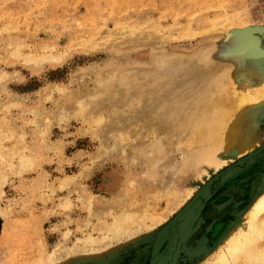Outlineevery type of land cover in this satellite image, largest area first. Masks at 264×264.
Returning a JSON list of instances; mask_svg holds the SVG:
<instances>
[{
	"label": "rangeland",
	"instance_id": "1",
	"mask_svg": "<svg viewBox=\"0 0 264 264\" xmlns=\"http://www.w3.org/2000/svg\"><path fill=\"white\" fill-rule=\"evenodd\" d=\"M263 35L264 0H0V143L10 152L0 195V264H30L57 243L64 256L89 234L102 239L94 211L105 205L117 212L126 199L135 211L155 186L161 194L151 196L147 213L159 221L146 219L140 237L121 244L111 232L89 248L99 256L90 252L69 264H166L152 252L159 235L167 229L159 239L171 249L188 233L185 219L199 221L226 204L222 216L179 243L172 264L205 259L247 209L254 181H264V161L198 196L241 161L233 159L176 208L165 191L193 175L183 169L182 176L180 166L198 147L184 123L194 101L233 67L264 63ZM156 136L163 152L149 154ZM134 177L147 182L132 191Z\"/></svg>",
	"mask_w": 264,
	"mask_h": 264
},
{
	"label": "bare ground",
	"instance_id": "2",
	"mask_svg": "<svg viewBox=\"0 0 264 264\" xmlns=\"http://www.w3.org/2000/svg\"><path fill=\"white\" fill-rule=\"evenodd\" d=\"M205 28H203V32H209V30H206ZM128 29L130 30V28ZM132 30L133 29L131 28V32ZM135 30L137 31L139 29L136 28ZM135 30L134 32H136ZM257 31L259 33L262 32L259 31V29ZM119 32L117 33L119 34ZM254 33H256V31ZM120 35L119 39L117 35L116 37L118 40L122 41L124 38L120 39ZM254 36L255 35H253V37ZM122 37H124V34ZM110 41H112V43H116V40ZM123 41H125V39ZM119 42L120 41H118L117 44ZM122 42H120L121 45ZM107 43H109V41L106 42L105 45H107ZM29 61L37 60L31 58ZM257 65L260 68H258ZM233 68L232 73H230V71L224 72L220 76L210 80L207 86L205 85V92L194 101L193 109L190 113L191 116H188L189 118H187V121L184 122L190 124V131L192 126L193 130L190 134L192 135L193 140L192 137L190 140L193 142H190L192 145L196 144L198 147L194 145L197 147L195 150L191 145L193 149L191 151L195 150L194 154H192L193 152L191 153V157L190 153L187 154L189 157L182 155L186 158H183L182 160L184 161L185 159L184 163H187H183L184 165L180 166L182 173L184 174V171L188 170L193 172L192 177L189 178L185 176L186 174H184L182 176L187 177V179H183V182L177 189L171 187L173 188V191H171L168 187L166 188L168 190L165 191V194H169L174 197V199L171 197L173 200L171 201L170 207L172 208H176L182 202L187 201L188 197L193 194L192 191L194 190V187L199 184L200 181L209 177L213 171H216L224 164L231 163L233 159L239 158L240 160L241 158L240 164L235 162L238 166L240 165L241 170L233 171L232 166L236 165L229 166L227 170L231 171L222 176L223 179L221 178V174L219 176L217 175L218 177L216 176V178L210 180L207 187L202 189L206 195L207 193L211 192L212 189L217 190L222 185L236 177L240 172L246 169L245 167L254 166L257 165V163H263L264 161L261 157H254V155L258 152L264 151V130L260 129L259 127L261 119H263L264 116V63H252L247 67ZM3 78L5 77L3 76ZM207 79L205 78L204 81ZM204 84L206 83L204 82ZM184 102L181 103L180 101L179 103L184 104ZM171 108L172 107H170V109ZM167 111L168 113L170 111L172 112V109L170 111L168 109ZM168 113L166 115H168ZM171 116H174V113ZM170 118L173 119V117ZM2 132H0V134ZM155 139H157L156 142H150L151 145L149 144V154H151L153 151H155L156 154V151L159 153L163 152L160 139L157 136ZM259 146H261L260 149H258ZM8 155H10V152L5 151L2 143H0V195L3 192L2 186L7 175L5 173V169L7 168L6 166L8 164L6 159ZM27 157H21L20 167L26 168L30 165ZM178 179L179 178H175V180ZM68 180L69 179H67V181H63L67 183ZM70 180L72 181V179ZM261 181V178L254 181L256 182L257 186L254 189V196L252 197L250 204L247 206V209L245 208L243 211H241L237 220L226 225V228L221 233V235H219V238L214 241L216 242L215 247H213L211 250H208L205 259L201 260L198 264H264V181ZM146 182L147 181L144 178L137 179V177H134L129 178L128 184L132 188V191H134L144 186ZM167 186L170 187V184ZM166 189L164 188V190ZM156 194H161V190L157 186H155L154 190L148 192V197L139 202V207H137L138 209L135 211L131 210L129 207L130 203L128 199H126L124 203L118 205L120 210L117 212H114L113 206L106 207L104 205L103 207L102 205L98 207L97 212L95 213L94 211L93 215L97 217L99 221L100 230L103 233L102 239H96L89 234L87 238L82 240L80 245L66 247L64 256H62L59 250L62 247L61 243H57L52 251H45L42 249L39 258L30 264H69L71 260H83L90 257L91 251L89 248H94L96 244L101 243L106 236L110 238L109 233L111 232L114 235L113 237L117 239V244L138 239L140 237L139 231L145 225L146 219L151 221L160 220H158L155 215L147 213L148 204L152 199L151 196L154 195L156 197ZM167 198H170V196ZM136 202L138 201H135V204ZM91 205L92 203L90 206ZM225 206L226 204L218 205L213 209V211L210 212L209 215L200 216L201 219L199 218V221L193 222L189 226L188 233L181 240L182 244H185V242L190 238V233L195 234L197 232H201L206 224L217 219L219 216H222L224 214V208H226ZM1 212L4 215H7L6 210L2 209ZM110 216L112 220L109 222L107 221V218ZM159 238H163L162 234L159 235L155 243V247L152 250L154 253L153 255H155V252H157V254L161 253L160 255H162L166 249V246L162 248V245L166 242V240H163L164 238ZM111 245L112 244H110V246ZM99 252L100 250H94L91 252V254L99 256ZM160 255L158 257H160ZM154 262L152 260L151 264H155Z\"/></svg>",
	"mask_w": 264,
	"mask_h": 264
},
{
	"label": "water",
	"instance_id": "3",
	"mask_svg": "<svg viewBox=\"0 0 264 264\" xmlns=\"http://www.w3.org/2000/svg\"><path fill=\"white\" fill-rule=\"evenodd\" d=\"M254 157L255 158H257V157H261V158H263V160H264V151L263 152H258L257 154H255L254 155ZM254 159V158H253ZM252 160V159H251ZM241 163V161L239 162V163H237V164H240ZM237 164H234V165H236V166H232V169H233V171H235V170H241V167H240V165L238 166ZM252 164V163H251ZM250 166H248V167H245V168H249ZM228 168H226L225 170H223L222 172H220L219 174H218V176L221 174V178H222V176H224V175H226V173H229L231 170H227ZM238 171V172H239ZM217 176V177H218ZM223 179V178H222ZM262 180V179H261ZM261 182H263V180L261 181ZM198 196H202V197H207V195H206V193L205 192H199L198 193ZM193 223V221L191 220V219H185L184 220V222H183V228H185V229H187V230H189V226L191 225ZM186 236V233L185 234H182L181 236H178V237H176L175 239H174V245H173V247L171 248V249H168V248H166L165 250H164V252L162 253V255H160V257H159V259H162V258H165L166 260H167V263L166 264H172V262H173V259H174V257H175V255H176V251L178 250V246H179V243L181 242V240L184 238ZM162 237L164 238V239H166L167 237H168V231H167V229L162 233Z\"/></svg>",
	"mask_w": 264,
	"mask_h": 264
}]
</instances>
